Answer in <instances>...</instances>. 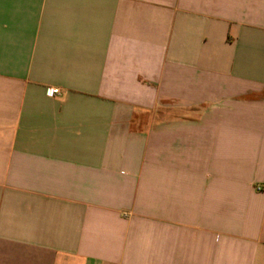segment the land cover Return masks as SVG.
<instances>
[{
	"label": "crops",
	"instance_id": "obj_1",
	"mask_svg": "<svg viewBox=\"0 0 264 264\" xmlns=\"http://www.w3.org/2000/svg\"><path fill=\"white\" fill-rule=\"evenodd\" d=\"M0 264H264V0H0Z\"/></svg>",
	"mask_w": 264,
	"mask_h": 264
},
{
	"label": "built area",
	"instance_id": "obj_2",
	"mask_svg": "<svg viewBox=\"0 0 264 264\" xmlns=\"http://www.w3.org/2000/svg\"><path fill=\"white\" fill-rule=\"evenodd\" d=\"M59 92H60V90L58 88H51V89L48 90V94L50 96H53V95H55L56 93H59Z\"/></svg>",
	"mask_w": 264,
	"mask_h": 264
}]
</instances>
